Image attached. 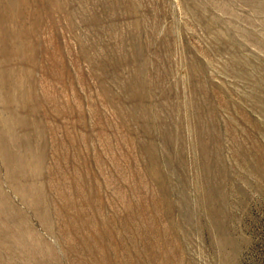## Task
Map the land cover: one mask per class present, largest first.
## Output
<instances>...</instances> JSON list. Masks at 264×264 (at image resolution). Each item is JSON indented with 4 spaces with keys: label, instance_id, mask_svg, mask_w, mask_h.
Listing matches in <instances>:
<instances>
[{
    "label": "rangeland",
    "instance_id": "1",
    "mask_svg": "<svg viewBox=\"0 0 264 264\" xmlns=\"http://www.w3.org/2000/svg\"><path fill=\"white\" fill-rule=\"evenodd\" d=\"M0 12L35 42L38 99L1 136L34 153L23 195L0 164V264H264V0Z\"/></svg>",
    "mask_w": 264,
    "mask_h": 264
},
{
    "label": "bare ground",
    "instance_id": "2",
    "mask_svg": "<svg viewBox=\"0 0 264 264\" xmlns=\"http://www.w3.org/2000/svg\"><path fill=\"white\" fill-rule=\"evenodd\" d=\"M20 14L21 11L18 8L15 9L13 15L16 19ZM4 15H6V12ZM5 21L4 17L1 18L0 12V164L9 166L8 171L5 173V178L8 180L11 189L17 194L20 193L23 195L28 192V188L26 187L27 184L22 182L25 174L23 168L20 166L23 164L24 159L30 157L34 151L32 152V150H29L31 154L28 156L17 153L12 158L14 152L9 149L8 141L1 136L4 133L10 132L11 129L13 130L16 128L15 126L20 124L24 127L29 123H34L26 117L21 116V112L19 113L18 110L20 109L19 111L29 113L27 107L38 105L37 96L35 97L33 92L34 88L26 86L25 81L27 76L26 78L24 77L21 61V56H23L25 63L29 62L27 57L32 56L31 50L34 49L35 42L30 37H26L27 35L22 32L23 28H19L20 25L15 26L13 23H7ZM7 24L8 28L6 27ZM33 32L34 31H31L30 36H33ZM30 141L33 143L34 135H32ZM29 172H31V176L35 175L33 169ZM5 195L8 196L7 192L0 187V216L5 212L14 214L7 205L8 198ZM37 202L38 199L34 200L32 205ZM0 220H3L2 217ZM4 224V222L0 221V228H2Z\"/></svg>",
    "mask_w": 264,
    "mask_h": 264
}]
</instances>
